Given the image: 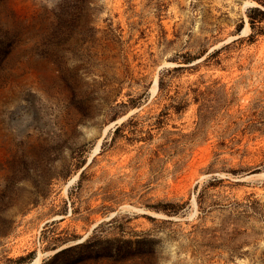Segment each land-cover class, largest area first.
Wrapping results in <instances>:
<instances>
[{
	"label": "rangeland",
	"instance_id": "1",
	"mask_svg": "<svg viewBox=\"0 0 264 264\" xmlns=\"http://www.w3.org/2000/svg\"><path fill=\"white\" fill-rule=\"evenodd\" d=\"M260 12L0 0V264H264Z\"/></svg>",
	"mask_w": 264,
	"mask_h": 264
},
{
	"label": "trees",
	"instance_id": "2",
	"mask_svg": "<svg viewBox=\"0 0 264 264\" xmlns=\"http://www.w3.org/2000/svg\"><path fill=\"white\" fill-rule=\"evenodd\" d=\"M256 11V9L255 10H252V12H255ZM260 14L261 15H264L262 12H260ZM249 19H250V25H251V28L252 29H254V27H255V22L257 21L256 19H257V16H255V15H250L249 16Z\"/></svg>",
	"mask_w": 264,
	"mask_h": 264
},
{
	"label": "bare ground",
	"instance_id": "3",
	"mask_svg": "<svg viewBox=\"0 0 264 264\" xmlns=\"http://www.w3.org/2000/svg\"><path fill=\"white\" fill-rule=\"evenodd\" d=\"M247 27V26H246ZM156 85H157V81L155 80L154 81V87L156 88ZM154 91H155V89H154ZM38 262V259H36V261L33 263V264H36Z\"/></svg>",
	"mask_w": 264,
	"mask_h": 264
}]
</instances>
